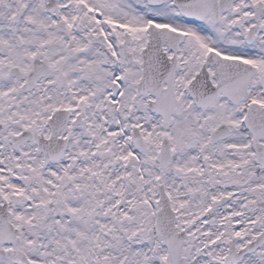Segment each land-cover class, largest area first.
I'll return each mask as SVG.
<instances>
[{
    "label": "snow or ice",
    "instance_id": "1",
    "mask_svg": "<svg viewBox=\"0 0 264 264\" xmlns=\"http://www.w3.org/2000/svg\"><path fill=\"white\" fill-rule=\"evenodd\" d=\"M0 264H264V0H0Z\"/></svg>",
    "mask_w": 264,
    "mask_h": 264
}]
</instances>
